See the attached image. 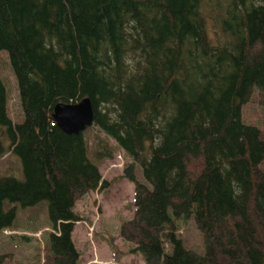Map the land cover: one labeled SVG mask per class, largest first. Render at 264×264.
<instances>
[{"label": "trees", "instance_id": "obj_1", "mask_svg": "<svg viewBox=\"0 0 264 264\" xmlns=\"http://www.w3.org/2000/svg\"><path fill=\"white\" fill-rule=\"evenodd\" d=\"M204 7L220 30L213 45ZM1 50L24 118L8 117L0 79V135L5 127L24 179L0 177V234L16 217L5 201H47L43 264H83L75 205L109 182L83 132H63L52 115L89 97L91 126L130 157L134 210L120 237L133 252L146 264H264V123L243 115L264 94V0H0ZM189 218L202 252L177 235Z\"/></svg>", "mask_w": 264, "mask_h": 264}, {"label": "rangeland", "instance_id": "obj_2", "mask_svg": "<svg viewBox=\"0 0 264 264\" xmlns=\"http://www.w3.org/2000/svg\"><path fill=\"white\" fill-rule=\"evenodd\" d=\"M205 29L210 44L216 42L220 35L217 22L208 7L202 8ZM0 79L6 92V111L13 124L22 122L24 114L21 107L18 86L13 73L8 52L0 51ZM243 115L251 120L264 123V94L254 92L243 106ZM0 140L5 148L0 154V177L13 176L24 179L22 162L18 155L9 150L10 139L6 128ZM88 144L89 158L99 167L103 179L109 183L106 187L85 194L75 205L81 220L75 225L73 241L81 254L83 264H146L140 253L132 251L133 244L120 237L123 221L133 215L134 187L124 176V165L130 161L115 143L95 126L83 131ZM111 147L110 157L100 158L96 155L99 143ZM135 173L144 181L140 166ZM16 207V217L11 228L0 234V261L2 264H43L44 246L51 231V219L47 201L35 205L21 206L19 203L5 201L4 209ZM171 213V211H170ZM172 214V213H171ZM177 235L185 247L203 251V242L199 229L193 218L179 220ZM170 252L169 245L165 246Z\"/></svg>", "mask_w": 264, "mask_h": 264}, {"label": "water", "instance_id": "obj_3", "mask_svg": "<svg viewBox=\"0 0 264 264\" xmlns=\"http://www.w3.org/2000/svg\"><path fill=\"white\" fill-rule=\"evenodd\" d=\"M55 125L67 134L82 133L93 124L94 109L89 97L75 103L59 102L53 108Z\"/></svg>", "mask_w": 264, "mask_h": 264}]
</instances>
